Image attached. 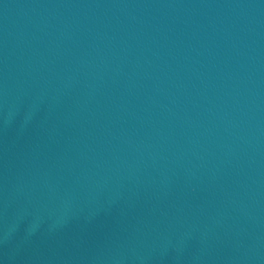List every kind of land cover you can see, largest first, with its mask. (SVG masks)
<instances>
[{
  "label": "water",
  "instance_id": "95a60500",
  "mask_svg": "<svg viewBox=\"0 0 264 264\" xmlns=\"http://www.w3.org/2000/svg\"><path fill=\"white\" fill-rule=\"evenodd\" d=\"M0 264H264V0H0Z\"/></svg>",
  "mask_w": 264,
  "mask_h": 264
}]
</instances>
